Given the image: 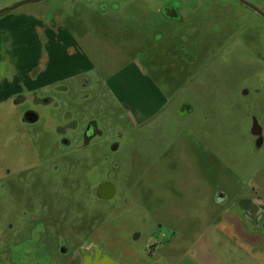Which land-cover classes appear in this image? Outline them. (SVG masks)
<instances>
[{
  "label": "rangeland",
  "instance_id": "1",
  "mask_svg": "<svg viewBox=\"0 0 264 264\" xmlns=\"http://www.w3.org/2000/svg\"><path fill=\"white\" fill-rule=\"evenodd\" d=\"M10 14L40 26L9 28L29 39L0 48V89L21 69L31 84L0 94V264H190L233 249L221 215L264 200V19L237 0H43ZM28 108L40 120L23 145ZM66 115L72 144L95 124L84 151L47 129ZM102 180L114 199L94 196Z\"/></svg>",
  "mask_w": 264,
  "mask_h": 264
},
{
  "label": "crops",
  "instance_id": "2",
  "mask_svg": "<svg viewBox=\"0 0 264 264\" xmlns=\"http://www.w3.org/2000/svg\"><path fill=\"white\" fill-rule=\"evenodd\" d=\"M20 16L11 15L9 17L7 15L5 17H0V24L4 26V29H0V48L10 43L15 44L16 42L25 44L26 40L29 39L28 35L25 33L23 34L21 31L16 32L18 33L17 36L15 34L12 36L9 28L14 29L13 27L17 25V29L21 27L38 28L40 26V21L37 22L36 19L29 20L26 17L27 21H25L26 19L23 17L20 18ZM5 37H10V39H6ZM22 72H24V70L21 69L11 76L10 73L5 76L8 80L5 81L6 84L0 89V94L5 91V93L10 96L19 94L22 86L31 85L28 79L25 82L18 80L19 76H21L19 74ZM40 73L41 71L36 74L39 78L41 77L39 76ZM8 81L10 82L8 83ZM124 81L126 82L127 80L124 79ZM40 85L43 84L37 82L35 87H39ZM125 99L126 98H123V100ZM136 99L140 101L138 97H136ZM145 103L150 105L153 104L150 101ZM235 204L240 207L238 212L236 209L235 211L229 209L228 212L221 215L218 222L220 231L229 234L231 238L235 239V247L226 252H222L221 250L218 251L214 260H209V257H207V261L204 263L190 264H264V200L263 198H243L236 201ZM202 254L201 257L209 253L205 252ZM79 264H84L83 256ZM173 264L188 263L178 261Z\"/></svg>",
  "mask_w": 264,
  "mask_h": 264
},
{
  "label": "flooded vegetation",
  "instance_id": "3",
  "mask_svg": "<svg viewBox=\"0 0 264 264\" xmlns=\"http://www.w3.org/2000/svg\"><path fill=\"white\" fill-rule=\"evenodd\" d=\"M250 9V8H249ZM252 10V9H250ZM252 12L254 14H256L257 16H259L254 10H252ZM260 17V16H259ZM35 90L33 91H30L29 93H33ZM240 91H241V94L242 95H248L250 91L248 87L244 86V87H241L240 88ZM22 95H17L16 98H20ZM34 103L35 104H38V105H42V106H48L52 103V100L49 98V97H37V98H34L33 99ZM189 104H182L180 107H179V110L180 109H184L186 107H188ZM37 107V106H35ZM193 111V109L186 113V114H180L182 116H185V115H189L191 114ZM263 118H260L261 121ZM40 120V117H39V114L37 111H35L34 108H28L24 111V113L22 114L21 118H20V125H19V129H18V137L21 138L19 139V142L23 145L24 144V141L26 139H28V134H27V127H29L30 125H33L34 123H37L38 121ZM260 120L258 117H255L254 115H251L250 117V122H251V127H250V134L252 137L255 138L256 140V145H257V148L260 147L263 143V128L260 124ZM253 122H255V124L257 125L255 127V132H256V135L253 134V131H252V124ZM75 122L71 121L69 116L66 115L64 117V124H61V125H57V126H52V124L50 123L48 126H47V129L50 130V133L57 137L58 138V144L61 145L62 148H76L77 150H81V151H84V149L90 144V142L96 137L97 135V129H96V126L93 122H89L86 127H85V130L82 132V135H81V140L80 142L78 143H75V144H72V142L67 138L66 136V133L68 131V129H74L76 126H75ZM23 136H25L24 138H22ZM19 147H21V150L24 148V146H20L18 145ZM27 149V145L25 147V150ZM117 149V146L115 144H112L111 145V152H114L115 150ZM59 158L62 156V154L59 153ZM62 158V157H61ZM28 159V156L26 155L23 160L26 161ZM56 159V158H55ZM56 161V160H55ZM22 168L23 166L22 165H19L17 164V166L14 167V169L16 170H20L22 171ZM53 169L55 170L56 169V165L53 167ZM19 171V172H21ZM9 173L10 170L9 168H6L5 170H3V173ZM102 184H111L113 186V193L112 195L109 197L108 195H110L109 193L110 192H107V190L104 191V195L107 196L108 198H100L98 195H97V188L98 186L102 185ZM93 188V192H94V196L98 199H102V200H112L114 199L115 195H116V189L114 187V185L108 181H100L99 183H96L95 186H91ZM104 196V197H105ZM245 199V198H244ZM9 231H13L14 230V226L12 224L9 225L8 227ZM9 243H11V241H9ZM65 252V249H61V253ZM79 264V263H78Z\"/></svg>",
  "mask_w": 264,
  "mask_h": 264
},
{
  "label": "water",
  "instance_id": "4",
  "mask_svg": "<svg viewBox=\"0 0 264 264\" xmlns=\"http://www.w3.org/2000/svg\"><path fill=\"white\" fill-rule=\"evenodd\" d=\"M40 1H43V0H31V1H24V2H21L15 6H12L10 8H6V9H3L0 11V15H2L3 13L5 12H9V11H12L16 8H18L19 6H22L24 4H27V3H34V2H40ZM239 3H241L242 5L246 6L247 8H250L252 10H254L261 18L264 19V14L257 8H254L253 6L247 4L246 2H244L243 0H237ZM192 110V107L189 105L188 107L184 108V109H180L179 110V113L180 114H186L188 112H190ZM257 125L255 124V122H253L252 124V131H253V134L256 135V132L254 131L255 130V127ZM107 190V192H110L108 195L109 197L112 195L113 193V186L111 184H102L100 186H98L97 188V195L100 197V198H108L107 196L104 195V191ZM105 196V197H104ZM222 199H220V197H217V202H221Z\"/></svg>",
  "mask_w": 264,
  "mask_h": 264
}]
</instances>
